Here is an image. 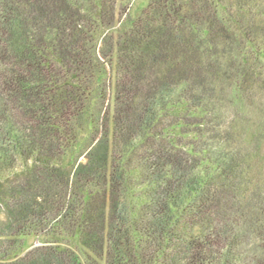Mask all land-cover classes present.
Segmentation results:
<instances>
[{
  "label": "trees",
  "instance_id": "16d2710c",
  "mask_svg": "<svg viewBox=\"0 0 264 264\" xmlns=\"http://www.w3.org/2000/svg\"><path fill=\"white\" fill-rule=\"evenodd\" d=\"M123 1L0 0L10 225L75 244L0 264H264V0Z\"/></svg>",
  "mask_w": 264,
  "mask_h": 264
},
{
  "label": "rangeland",
  "instance_id": "374dc122",
  "mask_svg": "<svg viewBox=\"0 0 264 264\" xmlns=\"http://www.w3.org/2000/svg\"><path fill=\"white\" fill-rule=\"evenodd\" d=\"M148 0H124L122 7L117 9V11H120L121 16L124 18L128 14L130 15H136L147 3ZM99 49V47H97ZM100 55L101 54V49H99ZM106 52V51H104ZM114 61V60H113ZM105 78H106V83L108 87L110 88L115 80V71H114V66L113 62L112 64L107 63L106 64V73H105ZM109 93V92H108ZM98 102V99L94 101V106L97 107L99 104L101 105V102L97 103V106L95 105ZM93 105V104H92ZM107 107H109V103L106 101L103 106L101 107V112H103ZM103 113H101L102 115ZM88 138V130H82L77 134V143L74 147V150L72 151V154L70 155L71 157H76L78 156L79 152L81 151L80 148L86 142ZM50 139V138H49ZM54 139V138H53ZM54 144V142H53ZM54 147V146H53ZM264 152V148L262 149ZM7 157L8 158V163L10 166L6 169L5 173H9L11 170H17V169H22V166L25 165V163H30V160H27L26 162L23 160H19L18 156L14 151L12 152L11 150L7 151ZM26 158L30 155L28 152H25ZM78 161H84L83 156H79ZM65 165V172L68 174H71L72 169L70 168V162L66 160L64 162ZM7 182H1L0 183V262H9L10 260L15 259L14 257H10V253L13 250H18L19 253L17 257H20L24 255L28 250L40 246V245H47L48 243H53L55 245L60 244L62 246H70V248H74L75 244L69 243L66 239L62 240L59 239L57 242H55L53 239H50L48 241H44V235L39 233L34 232L33 229H35V226H31L32 224L29 223L27 224H12L10 225V219L9 216L11 214V210L18 209L19 207V201L16 200V198H10L8 195L9 193L6 192V187H7ZM27 197V196H26ZM27 200V199H26ZM24 196L22 197L21 201L25 202ZM20 201V202H21ZM73 207H75L73 205ZM74 209V208H72ZM37 222V221H33ZM66 226L70 227L69 223H66ZM57 230L60 228H56ZM66 229V228H65ZM49 239V238H48ZM6 253V254H4Z\"/></svg>",
  "mask_w": 264,
  "mask_h": 264
}]
</instances>
